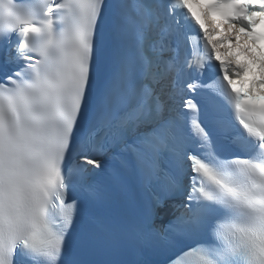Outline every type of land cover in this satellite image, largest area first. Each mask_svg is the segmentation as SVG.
Segmentation results:
<instances>
[{
	"label": "snow or ice",
	"instance_id": "1",
	"mask_svg": "<svg viewBox=\"0 0 264 264\" xmlns=\"http://www.w3.org/2000/svg\"><path fill=\"white\" fill-rule=\"evenodd\" d=\"M190 3L0 0V264H264V0Z\"/></svg>",
	"mask_w": 264,
	"mask_h": 264
},
{
	"label": "bare ground",
	"instance_id": "2",
	"mask_svg": "<svg viewBox=\"0 0 264 264\" xmlns=\"http://www.w3.org/2000/svg\"><path fill=\"white\" fill-rule=\"evenodd\" d=\"M217 37H214L216 39ZM252 56L255 57V61L250 58L248 55L243 54L242 52L239 51V48H237L235 51L229 52L227 55L234 57V62L238 66H243L245 68V71L243 74H251L253 71V67H259L261 66L260 61L262 58L256 53V52H251Z\"/></svg>",
	"mask_w": 264,
	"mask_h": 264
}]
</instances>
